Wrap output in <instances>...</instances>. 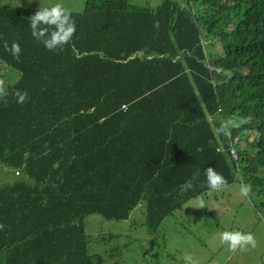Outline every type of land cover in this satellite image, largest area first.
I'll list each match as a JSON object with an SVG mask.
<instances>
[{"label":"trees","instance_id":"16d2710c","mask_svg":"<svg viewBox=\"0 0 264 264\" xmlns=\"http://www.w3.org/2000/svg\"><path fill=\"white\" fill-rule=\"evenodd\" d=\"M38 9L0 8V63L20 75L0 103V164L18 173L0 187V264H96L86 217L124 221L144 203L155 230L209 191V167L264 208V0H85L59 53L31 36Z\"/></svg>","mask_w":264,"mask_h":264},{"label":"rangeland","instance_id":"374dc122","mask_svg":"<svg viewBox=\"0 0 264 264\" xmlns=\"http://www.w3.org/2000/svg\"><path fill=\"white\" fill-rule=\"evenodd\" d=\"M162 1L130 0V3L154 9ZM173 1L182 3L184 0ZM56 3L74 13H81L85 8V0H0V8L42 9ZM18 77L17 71L0 63V79L5 80L6 87ZM239 142L242 146L243 142ZM3 177L13 178L11 174ZM240 183L238 176L222 191L200 195L206 204L204 209L194 208L199 196L188 200L155 230L148 226L144 203L124 221L90 215L85 218L88 252L96 255V264H184L183 257L187 254L197 264H264V208L255 194L250 193L246 198L239 195ZM224 231L252 233L256 247L230 251L219 239Z\"/></svg>","mask_w":264,"mask_h":264},{"label":"clouds","instance_id":"9594fccd","mask_svg":"<svg viewBox=\"0 0 264 264\" xmlns=\"http://www.w3.org/2000/svg\"><path fill=\"white\" fill-rule=\"evenodd\" d=\"M29 27L31 29V36L37 41L43 44L46 50L52 52H62L66 45L72 42V38L76 32V25L72 19L71 13L61 3H56L51 7H44L38 9L29 18ZM154 28L159 27V21H154ZM4 50L9 52L17 61L20 58L21 48L18 42H12L9 46L7 41L3 44ZM10 93L6 87L4 79H0V103L5 106L8 105V97ZM11 96L17 104L23 105L28 99V93L26 90H15L11 93ZM247 122L246 117H237L235 119L225 120L217 127L216 133L218 135L230 136L232 129L239 128L242 124ZM236 152V151H235ZM237 155V154H236ZM238 158V157H237ZM235 163L237 162L234 161ZM238 165L235 164V173ZM239 168V167H238ZM198 175V173L196 174ZM228 186L226 178L218 173L214 168L209 167L206 169V177L201 187L206 188L211 192H219ZM194 187L191 180L186 181L180 185L181 194L192 190ZM251 192V185L241 182L239 185V195L242 198L248 197ZM195 209L206 208L203 196H199L195 199ZM5 228L4 224H0V231ZM221 244L227 245L230 251H236L237 249H243L247 247H256V239L252 233H244L241 231H224L219 234ZM184 264H197V261L187 254L183 257Z\"/></svg>","mask_w":264,"mask_h":264},{"label":"crops","instance_id":"0c3cea01","mask_svg":"<svg viewBox=\"0 0 264 264\" xmlns=\"http://www.w3.org/2000/svg\"><path fill=\"white\" fill-rule=\"evenodd\" d=\"M19 78H20V75H19V77L17 78V81L19 80ZM16 81V82H17ZM15 82V83H16ZM14 84V83H13ZM13 84H11V85H13ZM11 85H9V86H11ZM9 86H7V87H9ZM7 174H11L12 176H13V178L12 179H7L6 177H3V175L5 176V175H7ZM0 178H1V186L0 187H3V186H8V185H10L11 183H13V182H15V180H16V178H17V176H15V174H14V172H12L10 169H8V168H6V167H4V166H2L1 164H0Z\"/></svg>","mask_w":264,"mask_h":264},{"label":"built area","instance_id":"2783aa9c","mask_svg":"<svg viewBox=\"0 0 264 264\" xmlns=\"http://www.w3.org/2000/svg\"><path fill=\"white\" fill-rule=\"evenodd\" d=\"M122 109L125 110L126 107L125 106H122ZM229 156H230V159L233 160V161H236L237 160V155H236V152H235V149L230 145L229 146ZM239 170V168L237 167V171ZM15 175H18V173L16 172Z\"/></svg>","mask_w":264,"mask_h":264}]
</instances>
